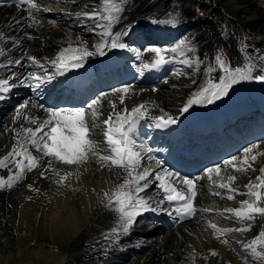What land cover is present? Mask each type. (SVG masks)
Returning <instances> with one entry per match:
<instances>
[{"label":"bare ground","instance_id":"bare-ground-1","mask_svg":"<svg viewBox=\"0 0 264 264\" xmlns=\"http://www.w3.org/2000/svg\"><path fill=\"white\" fill-rule=\"evenodd\" d=\"M72 1L76 3L72 8L80 12L91 11L93 8L100 7L99 0ZM150 1L138 0V9L126 6V10L121 14L122 19L113 26V33L118 32L117 29L129 20H135L140 27L148 24L150 22L148 19L149 13L159 10L160 6L147 5ZM182 1L184 3L179 9L173 10L170 8V11H163L161 23L153 25L146 31L144 29L139 34V41L143 47L149 48L158 45V41L166 35L164 39L168 43L163 45L169 46L170 49L175 47L179 41L185 39V37L181 38L179 34L183 33V27L187 26V23L193 22L189 37L196 38V52L193 54L185 51L183 56L179 53L173 54L179 57V60L197 58L202 59L204 63L199 66L195 73H193V69L180 63L178 67L171 68L168 73L171 70L172 73L182 71L185 75H167L161 84L154 85V88L145 85L128 86L131 92L126 96L128 99L125 101L129 107L143 103L147 105V110H153L155 106L161 107L162 110L182 108L192 93L196 92L201 86H207L209 79H215L213 83H219L220 77L225 76V73L215 63V55L218 52L226 55L229 70H234L238 64L245 63L248 54L256 60H258V57H264V0H210V4H207L206 0ZM62 2L65 4L66 9L71 8L69 0H62ZM201 4L203 5L202 9L205 10L204 13L195 10ZM219 4L222 5L223 11L221 13L224 17L221 22H212L211 20L214 17L212 8L219 6ZM169 14L178 16L179 22L175 25L169 23ZM66 16L72 19L69 21L70 25H66L65 18H56L55 26L49 22L44 25L43 33L47 36V39L35 43L38 46V51L45 56L56 55L60 49L48 44L52 39L61 43L63 48L67 47L69 43L78 46L83 42L90 51H95L92 45L100 41V32L103 29L96 28L95 31L91 29L95 27L96 23L103 25L106 22L102 19L96 21H90L82 17L77 19L74 14H67ZM13 17H23V13L11 7L0 6V30L5 31L7 35L13 38L18 37L21 40V44L14 49L11 42L8 43L10 56L15 59L21 58L25 53L24 47L29 42L25 35L31 33L37 27L27 28V23L23 20L19 27L10 29L8 25L14 23ZM184 18H187V20H184ZM205 18L210 21L209 25H199ZM182 20H184L183 23ZM82 23H85V26L72 29L74 25L77 26ZM221 23H223V26ZM212 24L215 25L211 26ZM193 26L195 28H192ZM144 34L146 35L143 36ZM78 36L81 38L80 41L76 39ZM108 42L110 43V41ZM140 50L141 47H138L142 58L148 56V52L143 51L144 49ZM97 56L98 54L88 57L84 62L88 64L94 62ZM4 59L0 57V62H3ZM20 66L11 65L10 70L0 69V78L11 77L13 79L18 77L21 72L17 69ZM206 67H212L214 70L212 72L203 71ZM4 72H6L5 75ZM193 80L196 81L195 84ZM15 87L21 89L18 93V96H20L27 88V84L20 83ZM152 89H156V91H152ZM107 93L109 94L108 98L116 97L111 95V90ZM27 100L43 106L45 103L41 93L38 92ZM200 105L201 103L193 104L191 107L195 111ZM14 110L4 117V125L0 128V154L5 151L11 142L12 129H18L20 123H22V121H17L16 124H13L12 115L15 113ZM27 114H37L41 118H46V113L39 108H29ZM254 116L255 113L251 114L248 119L253 118L251 120H254L256 118ZM6 129L9 130L6 131ZM233 138L237 148L245 147L246 137L235 135ZM254 144L264 145V140ZM241 153L242 151L237 157ZM221 163L223 165V161ZM141 165L151 168L154 172L158 167L157 163L152 160L145 163L141 162ZM261 166H264V157H259L254 165L257 169ZM10 167L12 166L10 165ZM59 168L62 171L74 170L62 165ZM40 170L42 171L43 168ZM12 171L14 172V167H12ZM75 171H78L79 175L78 177L74 175L71 178L69 187L55 184L53 182L55 177H53V180L42 179L39 176V171L34 170L31 173H26L25 180L22 179L12 189L0 191V264H8L10 257H13L19 264H31L34 260L42 261L44 264H165L167 257L169 260L166 264H193V258L195 264H250L251 260L255 259L250 256V253L242 245L250 234L255 235V229L260 228L262 230L264 228V219L257 218L252 231L249 233H240L235 236L240 244L237 245L236 252H234L229 244L225 245L221 243L220 239L215 238L211 234V229H206L204 221L210 219L224 225L234 222L223 218L224 221H220L219 218L221 217H218L215 211L209 213L197 212L196 216L181 221L173 216L170 208L165 203L160 205L163 211L150 212L173 220L176 223L175 226L183 232L180 244L175 246L172 242V248L168 250L167 248L164 249L165 247L163 248L169 254L166 255L162 251L152 249L154 246L166 242L161 241L162 239H159L150 247L151 242L156 241L159 234H154L148 241H143L146 247L133 252L132 256H127L124 253L123 248L131 242L138 241L137 237L133 239L131 236H135V231H141L142 229V222L139 217L127 233L132 232L131 236L126 237L127 234L122 236L117 246L110 248L105 254L100 251V245L106 243L102 239V233H107L114 226V218L99 203V200L103 192L110 191L114 185L121 182L124 174L121 172L118 176V170L101 169L95 158H90L86 164ZM226 171H231V169ZM4 175H8L7 169ZM47 175L51 176L52 174L47 173ZM236 175L239 178L236 180L235 186L239 187L241 191H245L243 185L248 182L249 177L254 180L259 172L250 171L248 175L241 173H236ZM201 178L205 183H203V186H198V188L210 197L204 201V207L219 210L226 207H237V201L244 198V196H237L235 201H228L226 198L216 201L209 194L213 190L212 182L205 176H201ZM27 185L39 188L40 192L30 191ZM73 189L76 190L73 191ZM154 190L152 184L145 193L140 195L151 196L155 193ZM28 197H31V199H28ZM152 207H155V203L152 204ZM172 229L164 232L167 239L174 240L171 233ZM194 231L196 236L193 235ZM238 236H242V239H238ZM6 241L9 243L8 246H6ZM53 246H56V248ZM113 251L116 252L110 257L108 254ZM211 251L217 252L218 255L211 256L209 254ZM260 251H264V249ZM190 254L193 255L190 256ZM238 256L242 257V262L239 261ZM204 257H207V259H204Z\"/></svg>","mask_w":264,"mask_h":264},{"label":"snow or ice","instance_id":"snow-or-ice-1","mask_svg":"<svg viewBox=\"0 0 264 264\" xmlns=\"http://www.w3.org/2000/svg\"><path fill=\"white\" fill-rule=\"evenodd\" d=\"M26 2L29 9L28 19L31 21L26 24V27L32 28L40 25V21L35 18L31 10L39 12L41 10L48 11V9H41L39 0H26ZM99 3V8L76 13L78 17L90 21L102 19L106 22L103 25L96 23L95 27L91 29L92 31H95L96 28L103 29L100 32V41L92 45L95 51H90L83 42L78 46L69 43L67 47L61 48L54 58L47 61L55 68L56 75H63L70 69L83 67L86 58L97 54L104 55L106 48L124 49L127 47L125 43L120 41V38L128 33L126 31L113 33V26L120 22L121 14L126 10L127 0H99ZM16 8L20 10V4H17ZM169 15V23L175 25L179 22L178 16ZM23 20V17H13L14 23H10L8 27L10 29L19 27ZM49 23L55 26L54 21H49ZM27 39H33V37L27 35ZM76 39L81 40L79 36ZM9 42H11L13 49L21 44L18 37L13 38L7 35L5 31L0 30V57L5 58L3 62H0V69H7L11 65H21L25 58L31 65L44 67L41 60L28 53H24L21 58H11L8 48ZM143 51L154 55L150 62L146 61L142 64V68L155 69L170 62L165 56L166 52L179 53L183 56L185 51L194 54L196 47L193 40L185 38L170 49L152 46ZM137 58L142 59L141 53H137ZM257 59L264 62V57ZM180 63L193 69V73H195L204 61L191 58L182 59ZM215 63L225 73V76L220 77L219 83L208 81L207 86H201L192 93L186 104L180 109L181 112H187L193 104L212 103L214 99L226 95L228 89L239 80L255 79L264 82V70L260 71L259 74H253L256 64L252 62L250 54H248L243 68L229 70L227 57L220 52L215 55ZM261 67L264 68V64ZM213 70L212 67L203 69L206 72ZM173 74L185 75L182 71H176ZM52 79L53 75L47 73L38 75L29 72L19 82L24 84L26 81H36L34 85L29 83V86L38 90ZM193 83L195 84L196 81L193 80ZM10 90L9 79L0 78V92L7 93ZM152 91H156V89H152ZM130 92V87L125 86L114 89L111 95L116 96L119 103L123 105ZM108 95V93H101L91 100L86 109H46L43 105L28 100L18 105L12 121L13 124H16L17 121H22V123L18 129H12L15 143L7 154L0 158V169L8 170L7 178L0 177V190L12 189L21 182L26 173H31L34 170L39 171V176L42 179L53 180L55 177L53 180L55 184L69 187L71 178L74 175L77 177L79 175V172L75 170L80 169L90 158H95L101 169L118 170V176L122 172L124 175L121 182L114 185L110 191L103 192L99 200V203L114 218V226L107 233H102V239L106 243L100 245V251L105 254L110 248L117 246L120 238L129 232L141 214L148 211H163L160 205L165 202H179V207L174 212L181 221L196 216L197 212L215 211L218 217L239 224V227L223 228L214 220L206 219L204 221L206 229H211V234L225 245H228L230 241L226 238L221 239L222 237H226L230 232H248L254 226L257 218L264 219V166L259 167V169L254 167L258 158L264 157V145L252 144L245 147L239 157L234 156L223 161V165H216L205 170L204 176L213 185V190L209 194L221 199L226 198L228 201H235L237 196H244L245 199L237 201V207H226L222 210L211 207L198 208L197 197L204 195L197 189V182L201 177L195 179L180 178L171 171L154 172L151 168L141 165V152L135 150L136 143L131 134L134 132L136 120L148 115L147 105L141 103L130 110L127 108L117 110L116 103L109 100ZM2 98L0 96V99ZM104 102H107L111 111L107 114V118L101 121L99 118L103 115ZM30 107L43 110L46 113V118H41L37 114H27ZM154 119L157 121L155 125L157 128L166 127L176 122L167 113L154 117ZM156 163L159 165V161ZM10 165L14 167V172ZM61 165L74 170L62 171L59 168ZM41 168H43L42 171ZM227 169H231V171H226ZM250 171H258L259 175L255 176L254 180L249 177L248 182L243 185L245 191H241L239 187L235 186V182L239 178L236 173L248 175ZM47 173L52 175L48 176ZM153 179L157 182L154 186L160 193H163L158 200L152 196L140 195L149 189ZM27 187L30 191L40 192V189L34 188L33 185H27ZM216 189L224 191L221 192ZM75 190L73 189V191ZM153 203H155V207H152ZM242 246L250 253L251 257L255 258L251 260L250 264H264V251L258 250V248L264 249V228L250 242L244 243ZM209 254L213 257L218 255L215 251H211ZM192 255L190 254V256ZM193 264H195L194 258Z\"/></svg>","mask_w":264,"mask_h":264},{"label":"rangeland","instance_id":"rangeland-1","mask_svg":"<svg viewBox=\"0 0 264 264\" xmlns=\"http://www.w3.org/2000/svg\"><path fill=\"white\" fill-rule=\"evenodd\" d=\"M160 1H162V0H153V2L151 1V2H149V4H147V5H149V6H152V5H154V4H156V3H158V2H160ZM163 1H166V3H168V5L163 9V11L165 12L166 10H168V11H170L169 9L172 7V4H170L171 3V1H173L174 2V5H173V9H178V8H180V7H182V5H183V1L182 0H163ZM206 2H207V4H210V0H206ZM156 5H158V4H156ZM156 5H154V6H156ZM203 8V5L201 4L200 6H197L196 8H195V10H196V12H202V13H204L205 12V10H203L202 9ZM198 9V10H197ZM159 10H160V6H159ZM212 10H214V12H213V19L211 20L212 22H214V21H217V22H221L222 21V19H223V17H224V15L221 13L222 11H223V8H222V5L221 4H219V6H214L213 8H212ZM162 11V15L161 16H163V12ZM184 20H187V18H184ZM204 21H202V23L201 24H199V25H205V24H208L209 25V23H210V21L209 20H207L206 18L205 19H203ZM215 24H212L211 26H214ZM221 25L223 26V23H221ZM192 28H195V26H193ZM182 34L183 33H181V34H179V35H181L182 36ZM197 42V41H196ZM195 45H196V43H195ZM180 61L181 60H179V64H180ZM178 64V65H179ZM177 67V66H176ZM183 67V66H182ZM186 67V66H185ZM172 71V70H171ZM170 71V72H171ZM168 78V77H167ZM27 100V99H26ZM30 109H32L31 107H30ZM14 112H15V110H14ZM25 178H26V174H25V176H24V180H25ZM200 181H202L203 183H205L204 182V180L201 178V180ZM172 235L174 236V240H172L171 238L169 239H167V237H166V235H165V233L163 232V233H161V234H159V236H158V239L156 240V241H153V242H151V244H150V247H152L159 239H162L161 241H166V242H162L163 244H161V245H156V246H154L152 249L153 250H156V251H162V252H164L166 255L167 254H169V253H167V252H165V251H167L168 249H170V248H172L173 246H172V242H173V245H175V246H177L176 244H180V241L182 240V235H183V232L182 231H180V229L177 227V226H175L173 229H172ZM193 235L194 236H196V234H195V231L193 232ZM166 237V238H165ZM136 239H139V238H136ZM163 239H165V240H163ZM148 241V240H147ZM58 244V243H57ZM165 244V245H164ZM9 245V243H7V241H6V246H8ZM51 246V245H50ZM54 247V246H53ZM165 247V248H164ZM54 248H56V246L54 247ZM61 248H62V246H61ZM163 248L164 249H166L167 248V250H163ZM169 260V258L167 257V259H166V261H165V264H166V262ZM125 261V260H124ZM171 262H173V261H171ZM8 264H19L18 262H16L15 261V259L13 258V257H10L9 258V261H8ZM31 264H44L42 261H36V260H34V262H31Z\"/></svg>","mask_w":264,"mask_h":264}]
</instances>
